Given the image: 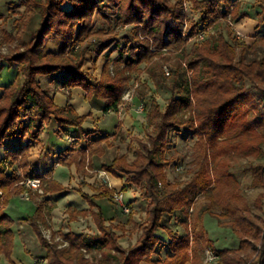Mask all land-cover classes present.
I'll list each match as a JSON object with an SVG mask.
<instances>
[{"label":"trees","instance_id":"obj_1","mask_svg":"<svg viewBox=\"0 0 264 264\" xmlns=\"http://www.w3.org/2000/svg\"><path fill=\"white\" fill-rule=\"evenodd\" d=\"M186 2L193 3L194 12L186 9ZM10 9L14 12L12 30H1L0 76L5 63L18 67L12 84H0V146L13 137L37 141L52 121L60 129L83 128L88 116L79 114L72 105L56 104L41 77L56 78L62 73V91L69 99L71 90L81 87L86 101L100 100L107 111H118L123 92L132 76L143 72L144 64L156 83L171 91L166 109L155 105L150 114L155 128L146 135L148 140H137L136 159L129 162L125 155H118L104 166L116 178L127 175V181L141 187L143 198L150 201L137 243L124 248L118 232L125 231V226L108 223L95 196L80 191L89 203L98 233L70 232L63 236L69 242L63 247L56 236L49 240L34 224L47 250L48 264H205L207 247L217 255L214 264H264V223L255 213L263 209L264 197H258L254 210L239 191L228 159L234 153L264 157V135L257 131L259 125L264 127V112L259 109L264 101V35L252 44L238 43L240 48L231 42L230 24L246 16L240 14L234 0H18ZM36 15L41 16V25L26 41L23 35ZM263 22L264 10L259 25ZM124 26L131 28L130 35H120L118 28ZM47 40H59V51L47 50ZM116 44L120 57L111 60L108 55L100 77L89 75L84 69L88 54L96 48L101 57ZM166 64L171 68L169 74L164 70ZM184 127L192 129L198 139L195 153L199 169L180 189L167 176L173 162L167 156L168 138L171 131ZM104 141L106 138L91 142L65 164H76L85 172L82 154H100ZM29 157V146H21L0 161V256L11 263L14 220L6 208L13 197L32 192L21 184L31 177ZM16 164L20 173L13 170ZM250 168L255 184L264 187V164ZM35 177L41 179L45 194L68 189L45 176ZM200 196L207 201L201 228L195 223L192 234L178 236L165 226V214L179 208L188 213ZM218 210L228 219L219 223H227L239 237L238 248L218 250L208 240L203 216L215 215ZM70 214L77 220L89 212L72 210ZM38 219L46 223L42 206L34 218ZM161 229L171 236V253L156 260L153 256L164 245L158 234ZM92 252L100 253V258H87Z\"/></svg>","mask_w":264,"mask_h":264},{"label":"rangeland","instance_id":"obj_2","mask_svg":"<svg viewBox=\"0 0 264 264\" xmlns=\"http://www.w3.org/2000/svg\"><path fill=\"white\" fill-rule=\"evenodd\" d=\"M17 2L18 0H0V39H2V28L6 27L7 29L12 30L14 12H12L13 9H10V7L15 6V3L17 4ZM258 2L263 1L258 0ZM186 3L187 7H185L190 9L189 11H191L192 9V12H194L193 3ZM192 15L195 16L194 13H192ZM2 17L6 23L3 22ZM258 21L260 22V17L258 18ZM230 25V40L237 47L238 43L240 42L252 44L258 37L262 36H260V33L257 31L260 25L253 26L252 23L248 24V22L243 26L234 25V22H232ZM118 31L120 35H130L131 28H125V26L124 28L119 27ZM211 32L213 33L214 30H212ZM16 34L17 33L14 32L15 36ZM47 43V48L51 47L52 49H54L55 46L58 44L56 42L52 43L50 41ZM117 46L118 44L114 45L112 47L113 49L106 51L101 57L97 56V49H93L88 54V60L84 67L85 71H87L89 75L99 78L103 66L107 62V56L110 55L111 60H115L120 57L119 50L115 49ZM4 52H8L7 47H4ZM252 56L253 55H251V57ZM141 67L143 72L140 74H134L132 76V79L130 80V84L126 87L125 91L123 92L122 101L118 106V111L110 110V112L114 114L113 116H117L119 118V122L121 124L115 130V134H109L112 141L111 144L115 149H117L118 154L125 155L128 158L129 162H132L136 159V150L139 148V143L137 140H148V136L146 135L152 133L155 128L153 121L150 119V114L153 112L155 105L159 106V108H161L162 110H165L168 106L169 99L171 97L170 89L165 85H158L156 81L147 73V65L144 64ZM164 70L167 74L171 73V68L169 67V64L164 65ZM62 77V73L56 75V78ZM41 82L44 87H48L50 83H54V80L50 82L48 80H44ZM128 90L132 92V95L134 97V99L132 97L133 100H129L130 98L127 99V97L125 98L126 91ZM121 105L122 107L120 108ZM140 106H144V112L138 110ZM259 109H262V111L264 112V101H261ZM257 131L260 135H264L263 126L259 125L257 127ZM168 141L169 151L167 156L168 158H172L173 160L171 166L167 169L168 180L171 183L177 184L178 188L183 189L188 184V182L191 181L194 174L199 169L197 155L195 153V145L198 139L193 133L192 129L184 127L179 131H171ZM86 154H88V152H86ZM243 154H230L228 156V159L231 163V170L234 172L237 178V185L239 191L242 193V196H244L248 200V202L254 209V203L255 201H257L258 197H264V187L255 184V174L250 167L258 163L264 164V157L262 159H258L257 157H248ZM88 159L89 160H87L86 158V171H83L79 174V183H77L76 181L75 185H81L82 180H87L88 176L84 177V173H86L88 175L90 174L91 179L95 180V184L101 185V188L104 190V187L107 186L106 181L101 179L103 178V176L105 177V175H103L101 172L104 170H91L93 169L92 166L94 165L92 156H89ZM120 177L119 178L123 180L122 186L116 188V186L111 182L108 174L109 182L113 185V187L116 188V190H120L122 193H124L125 199L130 206V212L124 213L119 207H117V204L114 202L112 193L110 191L107 192L108 194L105 197L106 202H104L103 210L106 214L105 216H107V220L109 219L110 221H115L116 224L119 223L125 226V231L120 230L118 234L122 236L120 239L121 245L124 248L129 249L137 243L138 239L141 236L143 226L146 222V214L150 201L143 198V192L141 187L134 185L133 183H129L127 181V175H120ZM71 184H74L72 180ZM102 185L104 187H102ZM34 192H36L38 197H41L44 194L38 191ZM75 194L76 196L73 197L69 202H67L69 203V205H74L78 208L83 207V204H85V206H89L88 201L84 199L81 194H79L78 192H76ZM96 199L101 200L103 198L94 197V200ZM262 201L263 209L260 211H257L255 209L254 210L256 214L262 217V222L264 223V198ZM57 206L59 207V205ZM206 207V199L204 198V196H200L197 199L194 207H192L188 213L185 208H179L176 209L173 214H165V217L163 218L165 226L168 229L172 230L173 233L178 236H185L188 233L192 234L193 226L195 223H197L199 225L198 227L201 228L200 217ZM71 211L72 209L67 208L66 205L59 207L58 210L55 211V213L58 214V218L56 219L57 223L55 226L56 231H44L45 236H48L49 240L52 238L53 235H60V233L63 232H84L90 234L98 233L97 226L95 222H93L94 220L93 218H91V216L87 215V217H80L77 219V221H74L72 219V215L70 214ZM222 212V210H218L215 212V215L206 214L205 216H203L204 229L206 231L207 238L208 240L212 241L213 244H215L214 248L218 250L226 248H238L240 244V239L235 233V230H233L231 226H228L227 223L222 225L219 223V221H228V219H225V217L222 216ZM158 234L163 238L164 245L161 246L158 253L155 254L153 257L156 260H163L171 253L168 247V244L171 240V236L164 229L159 230ZM56 240L62 241L63 244L61 246L63 247L65 245L67 246L69 243L67 240V242H64L65 239L61 240L59 236L56 237ZM206 250L203 253L204 263H216L218 258L213 262H206ZM86 256L87 258H100V253L92 252L87 254Z\"/></svg>","mask_w":264,"mask_h":264},{"label":"crops","instance_id":"obj_3","mask_svg":"<svg viewBox=\"0 0 264 264\" xmlns=\"http://www.w3.org/2000/svg\"><path fill=\"white\" fill-rule=\"evenodd\" d=\"M262 1L263 2H258V0H234L235 5L239 8L240 14H246V16L242 18L239 16L238 19L234 21V25L243 26L244 24H247V22L248 24L252 23L253 26L259 25L258 18L264 10V0ZM40 25L41 16H34L27 32L23 35V39L30 41L32 34L40 27ZM257 31L260 33V36L264 35V22L260 25V27H258ZM49 41L52 43L56 42L58 44L54 49L51 47L47 49L55 51V53L58 52L61 42L59 40H47V42ZM17 67L18 66L15 65V67L13 66L10 68L9 64L5 63V68L0 76L1 85H10L15 81L17 77ZM40 79L41 81L48 80L49 82L54 80L53 84L50 83V85L45 88L54 97L56 104L64 107L72 105L79 114L86 115L88 118L82 129H60L58 123L56 121H52L48 127L44 128L39 140L37 141H34L29 137L24 139L21 137H13L6 139L0 146V161L4 159L7 153L13 152L21 146H29L30 175L45 176L47 179L57 181L68 188L66 191L61 193H44L41 197H38L36 192L30 193L29 191H25L20 196H15L10 200L6 211L14 220L13 229L15 232V248L14 252H12L13 263H11L4 255H1L0 264H48V260L46 258L47 250L41 245L39 234L35 229L34 224L39 225L43 234L45 230L55 232V226L57 223L56 219L58 218V214H56L55 211L63 205H66L67 208H71L76 211H88V216H91L92 218L91 208L89 206H85V204H83V207L78 208L74 205H69L67 202L76 196V192L80 194V191L95 197L108 192L103 190L101 185L95 184V180L91 179V175L86 173H84V177L88 176L87 180H82L81 185H75L76 181L79 183V174L81 172L78 170V167H76V164L67 165L65 164V161L74 153L85 150L91 142L98 141L102 138H106V141L102 143V152L92 156L93 164L95 166L93 165V169L91 170L106 171L104 166L112 164V162L119 155L117 149H115L111 144L112 141L109 134H115V130L121 125L119 122L120 120L117 116H113L114 114L110 112V110H104L105 108L102 101L99 100V102L95 101L94 103L86 101V92L81 87L73 88L71 90L72 97L69 99L62 91V83L64 81L63 78H55L52 76L41 77ZM72 137H75V141L73 143H71ZM83 155L87 158V160H89V154ZM13 170L20 173L18 164L13 167ZM107 173L116 188L122 186L123 180L120 179L121 177L116 178V176L111 173ZM71 180L74 183L73 185L71 184ZM95 202L104 208L103 205L104 202H106V198L103 197L101 200L96 199ZM57 205H59V207ZM40 206L43 208L46 223L40 219L36 221L34 220V218L37 217ZM93 210H96V208ZM80 217L84 216H79L78 218ZM107 222L116 224L115 221H110L109 219ZM67 234L68 233L63 232L60 233V235L57 234L55 236H59L61 240H63V236ZM64 242L67 241L65 240Z\"/></svg>","mask_w":264,"mask_h":264},{"label":"built area","instance_id":"obj_4","mask_svg":"<svg viewBox=\"0 0 264 264\" xmlns=\"http://www.w3.org/2000/svg\"><path fill=\"white\" fill-rule=\"evenodd\" d=\"M185 6L187 7V3H185ZM188 11L189 9L186 8ZM203 35H199V39H202ZM125 98L127 97L130 98L129 100H133L134 97L132 95V92L130 90L126 91L125 94ZM133 97V99H132ZM124 98V100H125ZM125 102V101H124ZM122 107V105L120 106V108ZM139 111L144 112V106H140L138 108ZM75 137L71 138V143H73L75 141L74 139ZM8 165V163H6ZM103 175H105V177L103 176L104 181H106V187H104L102 185V187H104L105 191H110L112 193L113 196V200L114 202L117 204V207H119L124 213H129L130 212V206L129 203L126 201L124 193H122L120 190H116V188L113 187V185L109 182V178H108V173L106 171H101ZM22 185H24L28 190H32L34 191H38L40 193H44L42 188H41V179L35 176H31L26 178L23 182H21ZM2 196V192H0V197ZM48 237V236H47ZM50 237V236H49ZM207 261L206 262H213L217 259V255L211 250V249H207L206 250V258Z\"/></svg>","mask_w":264,"mask_h":264}]
</instances>
